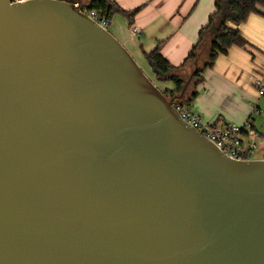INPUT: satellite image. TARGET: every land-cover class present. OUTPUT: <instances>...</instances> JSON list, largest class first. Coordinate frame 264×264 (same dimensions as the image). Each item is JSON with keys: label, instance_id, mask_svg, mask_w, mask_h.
Returning a JSON list of instances; mask_svg holds the SVG:
<instances>
[{"label": "water", "instance_id": "obj_1", "mask_svg": "<svg viewBox=\"0 0 264 264\" xmlns=\"http://www.w3.org/2000/svg\"><path fill=\"white\" fill-rule=\"evenodd\" d=\"M82 0H0V264H264V159L183 120Z\"/></svg>", "mask_w": 264, "mask_h": 264}, {"label": "crops", "instance_id": "obj_2", "mask_svg": "<svg viewBox=\"0 0 264 264\" xmlns=\"http://www.w3.org/2000/svg\"><path fill=\"white\" fill-rule=\"evenodd\" d=\"M112 1L136 13L131 25L124 15L115 13L110 31L160 89L174 88L173 82L156 79L144 51L149 52L161 43L162 54L173 65H181L215 10V0ZM261 10L263 14L252 13L239 26L249 44L232 46L226 54L218 56L214 65L205 70L198 96L189 106L207 122L248 126L258 135L254 155L258 150L264 153V94L260 93L264 89V8ZM258 158L262 157L255 159Z\"/></svg>", "mask_w": 264, "mask_h": 264}, {"label": "trees", "instance_id": "obj_3", "mask_svg": "<svg viewBox=\"0 0 264 264\" xmlns=\"http://www.w3.org/2000/svg\"><path fill=\"white\" fill-rule=\"evenodd\" d=\"M89 10L104 15L109 23L115 13L124 15L129 24L133 23L136 10H124L112 0H82ZM264 0H215V10L208 23L201 28L198 41L189 52L185 61L173 65L161 51V43L144 56L159 81H171L174 88H166L164 94L170 99H176L189 82L184 95V103L191 106L198 96V86L204 81V72L212 67L221 54H226L232 46L246 47L249 42L243 37L239 26L250 14L262 13ZM110 24L108 26V29ZM191 68L188 72L186 68Z\"/></svg>", "mask_w": 264, "mask_h": 264}, {"label": "built area", "instance_id": "obj_4", "mask_svg": "<svg viewBox=\"0 0 264 264\" xmlns=\"http://www.w3.org/2000/svg\"><path fill=\"white\" fill-rule=\"evenodd\" d=\"M80 7L93 20L108 29L110 23L104 15L95 10H89L83 3L80 4ZM134 31L137 32L138 29L134 28ZM260 93L264 94V89ZM175 107L183 120L216 144L225 156L237 160L255 159L254 153L257 148L258 135L251 131L248 126L207 122L190 107L186 106L185 103L183 105H176ZM259 159H264V155Z\"/></svg>", "mask_w": 264, "mask_h": 264}, {"label": "rangeland", "instance_id": "obj_5", "mask_svg": "<svg viewBox=\"0 0 264 264\" xmlns=\"http://www.w3.org/2000/svg\"><path fill=\"white\" fill-rule=\"evenodd\" d=\"M109 30H111V27H109ZM123 44V43H122ZM139 63V62H138ZM140 66H141V64H140ZM141 68L143 69V71H145L146 72V70L141 66ZM146 73H148V72H146ZM261 144V143H260ZM264 154V153H263ZM263 154H262V151L261 150H258L257 152H256V154L254 155V157L255 158H257V157H263Z\"/></svg>", "mask_w": 264, "mask_h": 264}]
</instances>
